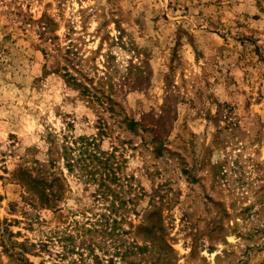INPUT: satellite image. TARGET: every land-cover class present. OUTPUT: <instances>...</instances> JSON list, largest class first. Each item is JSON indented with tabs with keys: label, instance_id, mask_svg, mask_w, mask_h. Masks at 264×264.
<instances>
[{
	"label": "rangeland",
	"instance_id": "obj_1",
	"mask_svg": "<svg viewBox=\"0 0 264 264\" xmlns=\"http://www.w3.org/2000/svg\"><path fill=\"white\" fill-rule=\"evenodd\" d=\"M0 264H264V0H0Z\"/></svg>",
	"mask_w": 264,
	"mask_h": 264
},
{
	"label": "trees",
	"instance_id": "obj_2",
	"mask_svg": "<svg viewBox=\"0 0 264 264\" xmlns=\"http://www.w3.org/2000/svg\"><path fill=\"white\" fill-rule=\"evenodd\" d=\"M131 125H134V123L131 124ZM68 138H69L68 136H65V141H67ZM74 144L80 146V148L76 149V150L79 151V157H80L79 160L75 161V164H77V165L79 164V161L80 162H84V163L89 161V164H91V163H93V161L96 160V158L98 156L99 157L102 156V154L98 150H96L95 148H92L93 147L92 146L93 143H91L89 141V139L86 138L85 136H81V137L75 138L73 140V142H72V146ZM68 145H70L69 142H66V145H65V148H64L65 152L63 151V154H64L63 157H64L65 160L66 159H70L69 157H71L72 153H74L76 151L75 149L71 148V146H68ZM99 160H100V162L102 161L101 158ZM106 161H107V159H106ZM106 161H105L104 164H106ZM68 167L72 169L73 165H71V163H68ZM86 167H89V165L85 166V168Z\"/></svg>",
	"mask_w": 264,
	"mask_h": 264
}]
</instances>
